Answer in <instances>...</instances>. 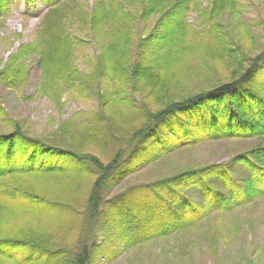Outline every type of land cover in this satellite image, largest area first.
<instances>
[{"label": "rangeland", "instance_id": "obj_1", "mask_svg": "<svg viewBox=\"0 0 264 264\" xmlns=\"http://www.w3.org/2000/svg\"><path fill=\"white\" fill-rule=\"evenodd\" d=\"M146 1L66 0L56 11L61 10L57 15L64 17L62 25L67 36L56 39L59 44L50 46V30L46 27L50 18L57 17H49L47 6L42 3L32 6L24 0H12L0 27V71L21 47L39 41L43 50L47 44L43 52L45 66L53 72L57 63L48 52L56 50L64 63L62 52L70 47L71 58L65 65L70 77L67 82L49 79L48 72H42L39 67L40 55L32 50L25 59V72L17 87L0 83V134L19 129L32 138L78 154L101 155L103 161H110L118 153L127 157L134 145H124L134 130L145 125L147 112H157L169 101L182 100L238 78L264 50V0H224L221 12L216 14L221 0H190L187 11L181 14L183 18L171 19V27L174 26L171 35L187 55L171 60L170 73L175 75L169 78V97L168 91L160 90L156 101L157 89L153 91L155 96L154 93L147 96L148 91L139 96V89L132 90V85L125 81L116 78V83L110 84L96 77V73L103 72L99 63L106 49L112 48V64L121 73L129 74L131 62L136 61L139 40L161 31L160 11L141 16ZM162 1L167 6L177 0ZM100 4L109 14L106 26L110 32L105 36L104 29L90 26L89 15ZM119 7L125 9L127 17H121ZM182 23L188 27L186 30ZM172 43L167 38L164 51L158 54L165 55ZM110 92L112 97L107 95ZM129 93L131 102L122 100ZM114 124L119 130L111 127ZM123 130L126 133L122 134ZM251 145L250 141H222L185 148L126 176L108 189L105 202L134 185L147 184L188 168L230 161L231 156L247 151ZM27 179L30 177L19 175L6 182L24 187ZM93 180L89 177L80 191V200L76 201L79 206L89 198ZM31 189L44 197H48L47 192L65 195L78 192L73 182L60 185L42 178L35 180ZM187 196L201 202L197 193ZM4 202L0 200V239L29 244V248L17 253L20 261L17 264H74L84 246L88 253L86 264H264V193L248 205L223 212L207 210L203 203L202 218H189L184 231L152 241L134 239L130 246L124 247L115 241L112 229H105L108 203H100L93 219L86 214L82 219L81 215L56 218L34 214ZM33 245L44 251L27 259ZM0 264L13 263L0 257Z\"/></svg>", "mask_w": 264, "mask_h": 264}, {"label": "trees", "instance_id": "obj_2", "mask_svg": "<svg viewBox=\"0 0 264 264\" xmlns=\"http://www.w3.org/2000/svg\"><path fill=\"white\" fill-rule=\"evenodd\" d=\"M24 1L25 4L32 6L42 3L47 6L49 17L50 15L57 17L50 18L46 28L50 30L48 44L50 46L59 44L56 39L67 35L62 25L64 17L57 15L61 10H56L61 8L66 0ZM11 2L12 0H0V27L8 16ZM219 2L215 14L221 12L224 0ZM164 4L162 0H147L143 5L144 9L141 13L143 17L149 16L156 10L160 11L158 24H161V31L151 34L143 41L139 40L136 45V61L131 62L132 72L121 73L118 66L112 64V48H108L99 63L103 72L96 73V77L99 76L98 78L110 84L116 83L118 79L125 81L132 85L130 87L132 90L139 89V96L145 91H148L147 96L153 93L155 96L153 91L157 89L156 101L160 90L164 93L168 91L167 97L170 96L169 78L175 75L170 73L171 60L177 59L180 55H187L171 35L174 29V26L171 27V19L183 18L181 14L187 11L186 7L190 4V0L169 2L167 6ZM118 11L122 14L121 17H127L123 7H119ZM106 12L100 4L89 15L90 26L92 29H104L103 36L110 30V27L106 26L109 19V14ZM182 28L186 30L188 27L182 23ZM167 38L169 43L173 42L171 47L167 49L165 55L158 54L164 51L163 43ZM41 44L35 41L31 46L21 47L0 71V83L13 84L17 87V82L21 81L25 72V59L30 56L32 50L40 55L39 67L42 72L43 70L48 72L49 79L67 82L70 71L65 65L71 58L70 47L62 52L64 63L55 53L56 50L51 49L52 51L48 52L51 53L53 62L57 63L53 72L45 66L43 52L47 50V44L45 50L42 49ZM113 63L116 64V61ZM114 86L112 85V88ZM112 92L117 94L116 91ZM112 92L107 95L112 97ZM122 97V100L131 102L130 93L129 96L125 94ZM163 106L157 112H147L145 125H140L133 131L129 142L124 145V147L134 145L130 154L127 157H120L121 153H118L110 161H103L101 155L98 157L90 153L78 154L72 149L32 138L19 129L0 134V200L4 199L6 205L16 209L48 217L69 218L81 215L80 217L84 219L83 214L92 217L98 214L100 203L105 202L108 189L141 167L147 168L159 163L163 158L185 148L192 149L222 141H250L253 145L247 151L231 156L230 161L188 168L147 184L134 185L123 194L112 197L105 202L109 204L105 229H112L115 241L121 247L130 246L134 239L152 241L184 231L186 226H189L184 225L189 218L191 220L202 218L203 203L207 210L213 208L223 212L237 206L248 205L262 196L264 193V50L250 62L238 78L207 91L196 92L182 100L169 101ZM0 114L2 115L1 109ZM111 127L119 130L115 124ZM124 133L125 130L122 134ZM107 135L110 137L109 133ZM19 175H26L32 180L27 179V184H24L27 186L24 187L6 182L10 177ZM89 177L94 179L91 194L86 203L79 206L76 201L80 200L82 194L80 191L84 189ZM40 178L56 181L60 185L73 182L78 192L73 195L47 192L48 197H44L31 189L33 182ZM190 193H197L201 202L197 203L188 198L187 195ZM22 244L17 240L0 239V257L17 264L19 261L16 258L17 253L29 248V244ZM29 250L32 252L26 257L27 259L35 253L44 251L35 245ZM87 254L84 246L78 254L77 263L75 259L74 264H86Z\"/></svg>", "mask_w": 264, "mask_h": 264}]
</instances>
